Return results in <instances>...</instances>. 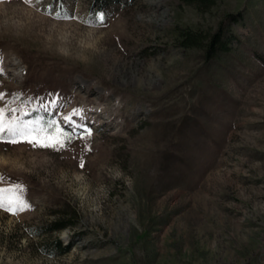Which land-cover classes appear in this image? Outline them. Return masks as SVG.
I'll return each instance as SVG.
<instances>
[{
	"label": "rangeland",
	"instance_id": "1",
	"mask_svg": "<svg viewBox=\"0 0 264 264\" xmlns=\"http://www.w3.org/2000/svg\"><path fill=\"white\" fill-rule=\"evenodd\" d=\"M0 56V92L93 133L0 143L31 205L0 211V264H264V0H0Z\"/></svg>",
	"mask_w": 264,
	"mask_h": 264
},
{
	"label": "snow or ice",
	"instance_id": "2",
	"mask_svg": "<svg viewBox=\"0 0 264 264\" xmlns=\"http://www.w3.org/2000/svg\"><path fill=\"white\" fill-rule=\"evenodd\" d=\"M25 4L31 5L33 0H23ZM47 15L54 19H74L75 17L61 15L59 11H48ZM98 20L103 22L104 15H98ZM3 57L0 56V64ZM3 68L0 67V74ZM51 95V94H50ZM58 96H53L51 100L44 103V98L24 97L23 93H13L8 98L6 93L0 92V143L10 145L27 144L36 149H47L56 152L68 150L76 140L87 142L92 136L91 128L77 123L74 117L83 119L82 109H73L71 112L63 115L60 119H45L39 115L40 111L54 109L57 104ZM37 107H32L33 103ZM33 113L37 115L33 116ZM68 125L70 131L62 126ZM77 129L81 131L77 132ZM84 152H90L91 147L88 143L84 145ZM84 167V160L81 157L80 165ZM8 177L0 173V185L8 181ZM26 189L21 183H11L7 186H0V211L6 212L12 216L29 210L30 203L25 198Z\"/></svg>",
	"mask_w": 264,
	"mask_h": 264
},
{
	"label": "trees",
	"instance_id": "3",
	"mask_svg": "<svg viewBox=\"0 0 264 264\" xmlns=\"http://www.w3.org/2000/svg\"><path fill=\"white\" fill-rule=\"evenodd\" d=\"M200 1H205V0H200ZM199 42H200L199 36L195 34L186 33L184 40L182 41V45L185 47H199L200 46ZM221 49H226V41H223V38L220 32L216 31L207 40L206 50L212 55L214 54V52H216L217 50H221ZM70 224H71L70 222L59 220L53 223L50 226V229L48 230L49 231L59 230V229L67 227ZM68 249H69V246H65L61 249V252H66L68 251Z\"/></svg>",
	"mask_w": 264,
	"mask_h": 264
},
{
	"label": "bare ground",
	"instance_id": "4",
	"mask_svg": "<svg viewBox=\"0 0 264 264\" xmlns=\"http://www.w3.org/2000/svg\"><path fill=\"white\" fill-rule=\"evenodd\" d=\"M104 24L101 25V27L103 26Z\"/></svg>",
	"mask_w": 264,
	"mask_h": 264
}]
</instances>
